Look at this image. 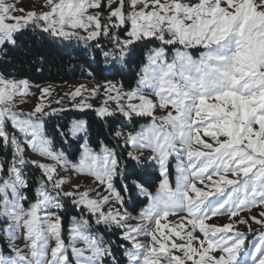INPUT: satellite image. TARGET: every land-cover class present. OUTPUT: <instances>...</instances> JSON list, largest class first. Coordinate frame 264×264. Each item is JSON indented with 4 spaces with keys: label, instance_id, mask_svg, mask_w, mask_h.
<instances>
[{
    "label": "snow or ice",
    "instance_id": "snow-or-ice-1",
    "mask_svg": "<svg viewBox=\"0 0 264 264\" xmlns=\"http://www.w3.org/2000/svg\"><path fill=\"white\" fill-rule=\"evenodd\" d=\"M26 32L103 82L0 73V264H264V0H0V58Z\"/></svg>",
    "mask_w": 264,
    "mask_h": 264
},
{
    "label": "trees",
    "instance_id": "trees-1",
    "mask_svg": "<svg viewBox=\"0 0 264 264\" xmlns=\"http://www.w3.org/2000/svg\"><path fill=\"white\" fill-rule=\"evenodd\" d=\"M20 47L12 51L5 58H0V73L10 75L16 79L27 78L32 85L54 84L64 85L72 80H94L103 82L97 76L89 78L88 70L83 66V60L78 55L77 50L65 47V44L57 41L55 45L46 43L42 38L33 32H26L18 41ZM142 52H146L143 49ZM101 59H103L101 57ZM135 65H133V68ZM107 75V74H106ZM107 76V79H112ZM120 79V77H116ZM125 87L134 86V79L131 75L123 78ZM84 118L91 124V142L96 144L98 139H103L102 133L106 132V126L101 127V122L92 111L84 113L67 112L65 121L72 118ZM51 123H55L52 121ZM144 180L149 187H154L158 181V175L149 172L144 176ZM143 206L141 200H136L133 205L134 210Z\"/></svg>",
    "mask_w": 264,
    "mask_h": 264
},
{
    "label": "rangeland",
    "instance_id": "rangeland-1",
    "mask_svg": "<svg viewBox=\"0 0 264 264\" xmlns=\"http://www.w3.org/2000/svg\"><path fill=\"white\" fill-rule=\"evenodd\" d=\"M38 2H39V0H20V6L25 8V9H30V8L34 7ZM79 47L82 48V45L78 46L75 42H72L71 46L68 47V49L72 48V49L77 50ZM193 54L196 55L197 53L194 51ZM97 83H102V82H98V81H94V80H72V81L67 82L64 85H54V84L33 85L32 91L37 92V94H38L37 86H39V87L49 86L53 90V96H58V95H63L65 92L72 90L75 86L82 85V84L87 85V86H92V85L97 84ZM30 106L31 105L29 104L28 107H30ZM86 111H91V110L86 109L83 112L78 111V110H71L69 112L84 113ZM170 172H171V178H172L173 183H174L175 182V161L172 162V165L170 167ZM33 174L38 175V173H33ZM81 183L83 184L85 182L82 180ZM140 208H138L136 211L138 212ZM74 214H76L75 209L73 208V206L70 203H68L67 211L65 212V216L67 217V216H71ZM112 238L115 239L116 237L113 236Z\"/></svg>",
    "mask_w": 264,
    "mask_h": 264
}]
</instances>
